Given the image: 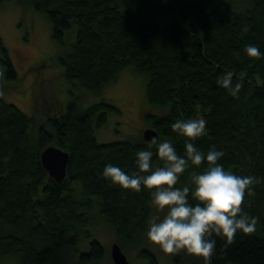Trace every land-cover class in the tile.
<instances>
[{"label": "trees", "instance_id": "1", "mask_svg": "<svg viewBox=\"0 0 264 264\" xmlns=\"http://www.w3.org/2000/svg\"><path fill=\"white\" fill-rule=\"evenodd\" d=\"M18 2L50 23L56 43H63L66 30L76 29L69 52L40 61L37 70L54 65L66 83L95 94L131 67L146 78L140 113L145 130L155 131L159 140L170 141L184 155L186 138L173 132L172 124L203 117L208 135L196 141L197 147L205 153L211 147L223 151L220 163L226 170L264 178V55L253 59L244 52L250 43L264 54V0ZM245 26L247 32L242 31ZM0 52L4 77L18 81L1 40ZM227 72L233 73V83L243 74L239 98L216 83ZM43 81L40 76L36 83ZM33 85L31 81L27 89ZM39 90L44 85L33 92L31 105L43 103ZM48 111L37 123L0 102V257L16 256L21 264H70L74 254L77 264L98 262L104 249L96 240L89 243L88 253L77 250L79 238H91L92 220L109 225L122 247L140 244L151 193L143 187L140 192L122 189L103 176V169L111 163L128 175L136 172V154L148 150L147 141L98 143L95 130L105 125L108 114L119 113L103 101L81 108L73 97L61 114ZM48 147L68 153L61 182L50 178L40 163V153ZM151 151L153 167L163 166L157 149ZM188 175H182L185 183ZM255 193L246 195L243 211L259 217L256 232H238L230 245L214 236L211 264H264V183ZM192 257L195 264H204ZM139 258L158 264L148 251Z\"/></svg>", "mask_w": 264, "mask_h": 264}, {"label": "clouds", "instance_id": "2", "mask_svg": "<svg viewBox=\"0 0 264 264\" xmlns=\"http://www.w3.org/2000/svg\"><path fill=\"white\" fill-rule=\"evenodd\" d=\"M247 30L246 26L242 28L243 32ZM244 52L253 59L264 55L250 43L244 46ZM4 73V67L0 66V77ZM216 83L232 97L239 98L243 74L233 83V73L227 72ZM206 124L203 117L179 119L172 124L173 132L186 138L184 155L178 154L170 141L153 137L147 141L148 150L136 154V172L128 175L109 163L104 166L103 176L125 190L140 192L143 187L150 191L151 206L163 213L149 216L146 221V237L152 244L167 254L183 250L202 258L204 264H211L216 248L214 236L224 238L230 245L238 232L244 235L256 232L259 217L244 212L243 205L246 195H256L255 187L264 183V178L226 170L220 163L225 155L223 151L211 147L205 153L197 147L196 141L208 135ZM153 147L163 162L161 167H153ZM186 172L187 182L177 187Z\"/></svg>", "mask_w": 264, "mask_h": 264}, {"label": "rangeland", "instance_id": "3", "mask_svg": "<svg viewBox=\"0 0 264 264\" xmlns=\"http://www.w3.org/2000/svg\"><path fill=\"white\" fill-rule=\"evenodd\" d=\"M50 23L38 12L30 7H23L18 0L0 4V40L7 51L10 61L16 71L18 81L10 82L4 76L0 77V102L8 103L19 108L23 113L35 118L36 122L43 121L48 114L57 115L64 112L66 103L73 97L78 99L81 108H87L101 101L115 106L119 113L108 114L106 123L95 130L94 137L98 143L106 144L116 141H137L142 138L145 131V121L141 111L145 108L146 78L136 74L131 67L121 71L117 80L95 94L77 89L66 83L62 78V70L54 65L37 70L40 61L44 62L58 56L66 55L75 40L76 29L71 27L65 31L63 43H56L52 37ZM2 57L0 52V58ZM33 69V70H29ZM44 81V90L39 93L44 98L43 103L31 105L32 94L41 85L36 83L39 77ZM23 77V78H22ZM22 78V80H21ZM20 79V80H19ZM33 88L27 89L30 82ZM16 87L18 92L10 93L9 88ZM43 88V86H42ZM54 95V99L51 96ZM47 102V103H46ZM52 102L53 104H48ZM156 166H154L155 168ZM185 184L183 176L177 187ZM160 215L152 207L149 216ZM88 229L90 239L79 238L78 253H88L89 243L96 240L104 249V257L91 264H113L110 253L113 243H117L129 264H147L139 258L142 251L150 252L158 264H195L194 258L181 250L177 253L167 254L159 246L152 244L146 237V231L141 236L140 244H130L122 247L114 230L107 224L92 220ZM176 259L179 260L176 263ZM78 257L70 256V264H77ZM0 264H21L16 256L0 257Z\"/></svg>", "mask_w": 264, "mask_h": 264}, {"label": "water", "instance_id": "4", "mask_svg": "<svg viewBox=\"0 0 264 264\" xmlns=\"http://www.w3.org/2000/svg\"><path fill=\"white\" fill-rule=\"evenodd\" d=\"M142 137L144 141H150L153 137L158 138V135L155 131L148 129L143 132ZM68 160V153L56 147H48L40 153V163L43 169L55 182H61L65 178ZM110 257L113 264H129L117 243L112 244Z\"/></svg>", "mask_w": 264, "mask_h": 264}]
</instances>
